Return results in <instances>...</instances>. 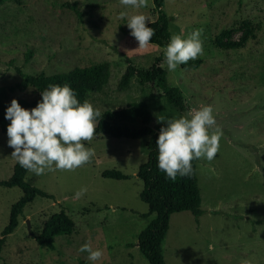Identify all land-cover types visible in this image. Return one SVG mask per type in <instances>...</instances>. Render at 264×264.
Returning <instances> with one entry per match:
<instances>
[{
    "label": "rangeland",
    "instance_id": "obj_1",
    "mask_svg": "<svg viewBox=\"0 0 264 264\" xmlns=\"http://www.w3.org/2000/svg\"><path fill=\"white\" fill-rule=\"evenodd\" d=\"M171 34L186 37L202 29V63L197 69L179 65L167 82L181 89L187 107L172 106L154 85L131 78L118 89L126 58L148 67L164 48H138L121 11L156 19L153 0L141 9L125 8L120 0H5L0 4V86L21 80L17 71L47 75L74 67L108 61L110 76L101 90L87 92L86 100L100 112L142 101L153 117L180 116L189 108L211 105L222 133L212 161L196 160L202 214L189 211L171 215L163 243L165 264H264V0H164ZM150 21H146V24ZM162 64V63H161ZM32 89L9 93L32 100ZM30 110V109H29ZM0 131V181L8 180L17 162ZM147 136L139 139L94 136L91 162L74 171L27 172L25 181L48 196H36L25 205L15 230L6 236L0 264H149L137 247L139 231L153 218L140 197L142 181L136 176L146 161ZM115 169L128 176L106 178ZM87 191L76 198L75 193ZM20 188L0 185V236ZM61 208L74 222L69 235L54 237V248L38 243L43 223ZM30 226V232L28 230ZM91 242L103 250L96 262L78 251Z\"/></svg>",
    "mask_w": 264,
    "mask_h": 264
},
{
    "label": "trees",
    "instance_id": "obj_2",
    "mask_svg": "<svg viewBox=\"0 0 264 264\" xmlns=\"http://www.w3.org/2000/svg\"><path fill=\"white\" fill-rule=\"evenodd\" d=\"M5 0H0L2 4ZM154 11L157 16L146 25L155 29V35L150 43L166 47L171 32L169 29L170 17L163 9L164 0H153ZM162 58L157 56L148 67H139L126 58V68L118 80V89L128 87L131 78H136L140 85H154L165 99L180 111L187 107L186 99L177 86L167 82V71L161 66ZM202 60L196 58L180 65L184 69H197ZM21 80L12 86H0V131L7 134V126L10 123L5 118L8 107L6 100L9 93L15 91L24 92L32 89L35 97L28 101L19 99L20 105L32 109L42 99L41 92L49 84H68L76 93L80 102L86 100L89 90H101L108 82L110 76V64L108 61L91 64L85 67H74L66 73H55L47 75L44 72L37 74L23 73L17 68ZM108 135L113 138L139 139L147 136L146 149L147 158L137 170L136 176L142 181L143 187L139 193L140 199L146 203L147 212L142 216L153 214V218L139 231L137 235V247L142 256L149 264H165L163 257V243L169 228V220L172 214L189 211L195 218L202 214L201 195L197 184L196 160L192 161L193 172L191 176H177L175 181L166 178V174L158 168V149L156 140L159 128L153 126V117L147 104L136 101L126 104L116 110H105L97 118V129L95 136ZM27 170L22 168L18 162L14 164L13 173L8 180L0 181V185L6 187L16 186L21 189V197L11 205L9 220L1 231L0 250L5 242L6 236L12 233L18 225V217L23 208L32 202L36 196H48L41 189L34 187L25 181ZM103 177L113 179L128 178L127 175L118 170H105L101 173ZM74 229V222L70 216L61 208L52 214L42 226L39 234L32 237L40 244L49 249L54 248V237L69 235Z\"/></svg>",
    "mask_w": 264,
    "mask_h": 264
},
{
    "label": "clouds",
    "instance_id": "obj_3",
    "mask_svg": "<svg viewBox=\"0 0 264 264\" xmlns=\"http://www.w3.org/2000/svg\"><path fill=\"white\" fill-rule=\"evenodd\" d=\"M125 8L141 9L148 6V0H120ZM120 19H126L130 34L138 41V48L144 49L155 35L153 23L144 14H130L121 11ZM203 30L195 29L186 37L171 34L164 48V61L169 71L179 65L198 58L203 54ZM42 99L32 109L24 108L13 98L6 109L8 146L13 149L11 156L27 171L39 176L48 171H74L91 162L95 156L93 148L85 147L84 141L91 142L97 129L99 109L88 100L80 102L68 85L49 84L42 92ZM211 105L189 108L180 116L157 118L162 123L156 140L158 168L166 178L175 181L177 176H191L192 161L206 158L212 161L219 151L221 131L213 115ZM87 191L81 187L75 197L80 198ZM87 253L92 262L100 260L103 250L93 248L91 242L78 249ZM241 264H251L243 260Z\"/></svg>",
    "mask_w": 264,
    "mask_h": 264
},
{
    "label": "water",
    "instance_id": "obj_4",
    "mask_svg": "<svg viewBox=\"0 0 264 264\" xmlns=\"http://www.w3.org/2000/svg\"><path fill=\"white\" fill-rule=\"evenodd\" d=\"M27 225H28V230H29V232H30V226H29V224H28V221H27Z\"/></svg>",
    "mask_w": 264,
    "mask_h": 264
}]
</instances>
